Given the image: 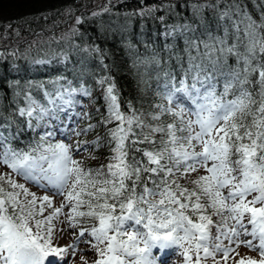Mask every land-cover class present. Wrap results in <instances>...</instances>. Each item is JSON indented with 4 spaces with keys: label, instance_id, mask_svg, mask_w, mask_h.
I'll use <instances>...</instances> for the list:
<instances>
[{
    "label": "snow or ice",
    "instance_id": "6c2138e0",
    "mask_svg": "<svg viewBox=\"0 0 264 264\" xmlns=\"http://www.w3.org/2000/svg\"><path fill=\"white\" fill-rule=\"evenodd\" d=\"M252 3L259 20L243 0H187L162 8L145 6L127 14L141 20L159 19L165 24L163 38L172 41L162 45L168 54L164 60L160 49L142 40L150 55H137L131 65L140 84L154 76L155 95L162 102L145 113L129 101L126 114L121 111L114 78L107 74L97 79L107 105L103 123L107 127L117 122L108 131L107 163L98 168H85L75 159L89 150L86 143L52 142L58 129L42 125L46 118L57 120L60 112L72 107L76 93L91 94L83 82L77 88L68 80L65 86L61 81L66 78L58 76L51 81L53 91L44 89L47 106L28 91L33 86L44 88L43 84L29 82L19 89V81L15 82L17 101L21 96L25 101V107L17 103L16 114L26 118L33 131L41 126L51 130L19 150L9 143L14 136L0 132V164L46 194L37 197L24 184L0 173V264H45L49 258H53L50 264H63L69 249L75 254L85 232L90 237L85 243L99 257L94 264H167L172 249L181 250L185 264H201L219 252L228 258L234 249L223 247L224 240L258 250L260 259H248L247 264H264V0ZM177 7L191 12L188 22L167 25L165 16L155 17L161 10L178 15ZM102 11L109 9L105 6ZM205 11L213 13L210 22L205 21ZM67 15H72L71 9ZM75 23L80 24L81 17ZM11 28L7 25L4 38ZM16 35H20L18 30ZM181 39L183 55L177 44ZM125 46L135 51L130 39ZM31 47L10 54L14 59L27 58ZM84 51L100 52L98 48ZM173 59L178 73L170 63ZM66 60L65 55L60 62ZM100 62L103 65L102 57ZM104 71L109 72L107 65ZM75 75L83 81L92 70L82 61ZM10 127V120L0 124V128ZM64 127L79 137L96 126ZM92 143L98 149L99 137ZM201 169L206 174L192 180L191 188L179 183ZM5 184L12 190L7 191ZM21 195L31 199L21 201ZM56 197H63L60 206L45 216V208H52ZM62 214L71 227L78 223L76 217L94 221L67 248L54 246L52 239V222Z\"/></svg>",
    "mask_w": 264,
    "mask_h": 264
},
{
    "label": "trees",
    "instance_id": "16d2710c",
    "mask_svg": "<svg viewBox=\"0 0 264 264\" xmlns=\"http://www.w3.org/2000/svg\"><path fill=\"white\" fill-rule=\"evenodd\" d=\"M168 3L178 5L187 3V0H143V3L141 0H0V124L11 121V127L0 128V132L15 137L9 141L10 145L17 150L27 149L34 139H39L36 132L27 128L25 118L16 114L17 103L20 107H25L23 96L18 101L15 97V91L18 90L15 86L16 81H19V89H25L29 82H33L34 85L43 84L44 88L33 86L28 91L40 104L47 105L44 89L53 91L51 81L58 76L66 78L61 81L62 84L71 80L75 86L83 82L85 86L93 87L99 77L110 74L119 89L121 111L128 113L129 101L137 110L145 113L153 111L152 106L160 102L155 95L157 81L150 75L146 84L138 83L139 77L131 66L132 60L137 55L141 57L150 55V52L145 50L144 43H141L142 40L154 44L160 49L164 60H167L168 54L163 51L162 45L172 41L171 39L165 41L163 38L165 24L159 19L141 20L138 16L129 17L127 14L145 6L157 5L162 8ZM243 3L251 10L253 17L259 20L252 0H243ZM105 6L109 11H102ZM223 7L222 4L221 8ZM69 9L72 12L71 16L67 15ZM93 12L98 15L93 16ZM176 12L178 15L166 14L161 10L155 13V17L165 16L167 25L188 22L191 17V12L187 8L177 7ZM76 17H81L80 24L75 23ZM204 17L206 22H210L213 13L205 11ZM196 23L199 24V21ZM9 24L12 28L7 29V37L4 38ZM73 28L76 31L70 34ZM16 30L19 31V36L16 35ZM219 34H223L222 30ZM129 39L135 46L134 52L125 46ZM177 44L181 49L179 54L183 55L182 39L178 40ZM30 45L32 47L27 58L21 56L14 59L10 54L14 49L23 53ZM85 48H98L100 52H85ZM65 55L67 60L61 63ZM101 57L103 65L100 62ZM42 58L51 62L47 64L32 62ZM184 59L186 61L187 57ZM82 61L92 70V75L84 76L83 81L75 75V70L81 67ZM170 63L173 70L178 73L179 66L175 59ZM104 65L108 66V73L104 71ZM184 66H187L186 63ZM103 114L100 112L92 116L96 126L93 138L101 134L99 139L104 143L98 149L107 157L110 155L107 144L109 130L100 122ZM116 123L114 122V125ZM4 187L7 191L12 190L7 184ZM93 223L91 218H84L80 227L90 229Z\"/></svg>",
    "mask_w": 264,
    "mask_h": 264
},
{
    "label": "rangeland",
    "instance_id": "374dc122",
    "mask_svg": "<svg viewBox=\"0 0 264 264\" xmlns=\"http://www.w3.org/2000/svg\"><path fill=\"white\" fill-rule=\"evenodd\" d=\"M55 52V51H54ZM47 53L44 54L46 56ZM44 59V58H42ZM97 81V80H96ZM95 81V84L93 87H87L90 90V95L83 96L80 93H76L73 97L74 104L72 107L67 108L65 112H60L59 119L57 120H51L50 118H46L45 121L42 122V125L45 123H49L54 125L58 132L56 136L52 139V142L56 141H63L66 144H74L76 142L80 143H86L89 147L88 151H81L78 155H75V159L82 161V166L85 168H98L102 164L107 163V157L100 153V150L96 148V146L92 143L93 141L97 140V138L101 134H97V138H93V134H95L94 128L87 133V135H81L79 137L75 136L74 134H69L68 131H66V128L64 126H67V129H82L87 127L89 124L94 125V121H92V116L96 115L98 113H104L103 118L100 120V122H103L104 119L107 117V105L104 99V90L101 86H99ZM65 86L66 83H63ZM73 87L79 88L80 85L75 86L72 84ZM160 101L159 103H161ZM47 106V105H45ZM84 114H87L85 116ZM190 117H185V119H189ZM26 120V118H25ZM33 123H35L33 121ZM26 126H27V120H26ZM114 122L111 124H108V130L110 128L115 127ZM28 128V127H27ZM51 129H46L43 126L38 127L35 129L36 133L40 136L45 131H48ZM60 132H65V135H60ZM104 141L101 143L100 146ZM199 150V149H197ZM92 157H95V159H92ZM0 172L5 173L17 183V184H24L25 187L29 190L31 193H35L37 197L45 195L43 191L35 187L31 183H26L22 178L17 176L12 172L11 169L7 168L6 165L0 164ZM203 169L190 174L187 176V178L180 179L179 183L183 187H189L191 188L192 180L196 179L200 175H205ZM21 201H25L26 199H31V196L24 197L21 195L19 197ZM63 200V197H56L53 198L52 208H45L44 215L47 216L52 213L54 208L59 207L61 204V201ZM69 209L65 208L64 212L67 213ZM209 215H211V211H209ZM37 219L41 218L39 216L36 217ZM81 218V217H80ZM213 221H218V218L213 216ZM78 223L75 227H71L69 221L66 218V215H60L56 219L53 220V245L61 248H67L69 245H72L76 242L77 238L79 237V233L82 229H88L80 227V223H82V220L84 218L78 219L75 218ZM86 219V218H85ZM92 222H94L92 220ZM94 224V223H93ZM63 229V231H61ZM213 237L215 236V228H212ZM90 239L88 237L87 232H85V237L81 238L80 243L76 247L75 254L69 249L68 254L64 258L63 264H94L95 260L99 257L96 254L95 249L91 247V245L85 243L86 240ZM242 240L244 239H251V237H241ZM213 244L217 243L214 239L211 241ZM254 243H258V241H254ZM223 247H230L234 249L233 252L229 253V256L227 259L224 258V255L222 252L216 253L215 258H208L206 260H202L201 264H239L241 260L244 261V264H247L248 259L252 260H259V251L258 250H250L249 248L245 247L243 244L240 246H237L235 243L229 244L227 240L223 241ZM180 249H172L169 250L170 255L167 257V264H185L184 258L182 255H180ZM201 256H203V253L201 252ZM193 260H195V254L193 253ZM50 261H53V258H49V261H46L45 264H50Z\"/></svg>",
    "mask_w": 264,
    "mask_h": 264
},
{
    "label": "bare ground",
    "instance_id": "6f19581e",
    "mask_svg": "<svg viewBox=\"0 0 264 264\" xmlns=\"http://www.w3.org/2000/svg\"><path fill=\"white\" fill-rule=\"evenodd\" d=\"M34 132H36V131H34Z\"/></svg>",
    "mask_w": 264,
    "mask_h": 264
}]
</instances>
